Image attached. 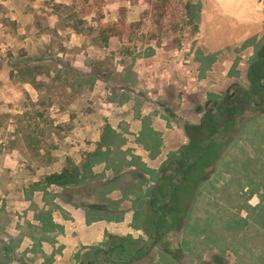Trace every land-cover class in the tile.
<instances>
[{
	"label": "rangeland",
	"instance_id": "374dc122",
	"mask_svg": "<svg viewBox=\"0 0 264 264\" xmlns=\"http://www.w3.org/2000/svg\"><path fill=\"white\" fill-rule=\"evenodd\" d=\"M262 53L264 24L213 0H0V264L149 246L147 200L168 194L143 179L165 185L196 153L209 108L253 86ZM231 133L176 193L172 232L134 264H264V107ZM65 170L78 181L46 182Z\"/></svg>",
	"mask_w": 264,
	"mask_h": 264
},
{
	"label": "flooded vegetation",
	"instance_id": "af4514ba",
	"mask_svg": "<svg viewBox=\"0 0 264 264\" xmlns=\"http://www.w3.org/2000/svg\"><path fill=\"white\" fill-rule=\"evenodd\" d=\"M248 80L254 82L250 89L238 87L227 95L221 104H214L209 108L208 114L213 122L215 132L207 136L205 140H201L195 154L183 155L179 166L174 165L172 167L174 174L168 176L165 185L162 184L156 187V191H159V193L166 188L165 191L168 196L164 198L163 202H160L158 198H154L150 202V210L154 211L157 216L152 221L154 231L150 235L152 237L151 244L149 246L144 245L145 243H142V245L138 244L133 255L126 260L124 255L128 251L127 247L123 242H114V245L109 246V249H96L93 252V260L88 262V264H107L108 262L133 264L150 256L161 238L168 236L172 232L175 227L174 219L182 212L179 207L180 199L177 197L174 200L175 195L180 191L188 190L197 163L202 157L206 156L212 146H222L232 139L231 131L237 123V118L242 116L247 109L264 107V53L257 59L251 73H249ZM204 125L205 128L208 127L207 122ZM227 136L228 139L222 142ZM219 137H222V139H219ZM190 152L194 153L193 151ZM181 174L184 178L183 181L179 178ZM152 246L153 248H151Z\"/></svg>",
	"mask_w": 264,
	"mask_h": 264
},
{
	"label": "crops",
	"instance_id": "0c3cea01",
	"mask_svg": "<svg viewBox=\"0 0 264 264\" xmlns=\"http://www.w3.org/2000/svg\"><path fill=\"white\" fill-rule=\"evenodd\" d=\"M213 2L222 15L235 23L264 24V0H213ZM129 169L134 171L137 168L130 166ZM145 176L146 174L144 177ZM146 178L143 179L144 182L148 184L146 189L150 191L149 193H154V188H156L157 182L149 181ZM147 201L146 208H148L152 200L149 199ZM148 257L150 256H147L144 259H147ZM144 259H141L140 261H143Z\"/></svg>",
	"mask_w": 264,
	"mask_h": 264
},
{
	"label": "trees",
	"instance_id": "16d2710c",
	"mask_svg": "<svg viewBox=\"0 0 264 264\" xmlns=\"http://www.w3.org/2000/svg\"><path fill=\"white\" fill-rule=\"evenodd\" d=\"M112 35H114V34H111L110 36H112ZM207 124H208V127H206L207 129L209 128L210 125L213 124V122L210 120V118H209ZM213 130L215 132L214 126H213ZM192 154L193 153H191V152H187L184 155L187 156V155H192ZM77 181H78V176L75 173L69 172V170H65V171H62L60 173L51 174L50 176H48L46 178V182L48 184L58 185V186H68V185L76 183Z\"/></svg>",
	"mask_w": 264,
	"mask_h": 264
},
{
	"label": "water",
	"instance_id": "95a60500",
	"mask_svg": "<svg viewBox=\"0 0 264 264\" xmlns=\"http://www.w3.org/2000/svg\"><path fill=\"white\" fill-rule=\"evenodd\" d=\"M226 139H228V136L222 142L226 141ZM153 246H154V244H153ZM153 246L151 248H153Z\"/></svg>",
	"mask_w": 264,
	"mask_h": 264
}]
</instances>
